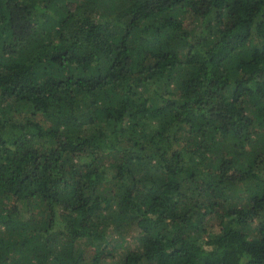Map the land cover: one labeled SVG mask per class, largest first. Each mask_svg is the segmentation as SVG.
Masks as SVG:
<instances>
[{
	"label": "trees",
	"instance_id": "trees-1",
	"mask_svg": "<svg viewBox=\"0 0 264 264\" xmlns=\"http://www.w3.org/2000/svg\"><path fill=\"white\" fill-rule=\"evenodd\" d=\"M0 264H264V0H0Z\"/></svg>",
	"mask_w": 264,
	"mask_h": 264
}]
</instances>
